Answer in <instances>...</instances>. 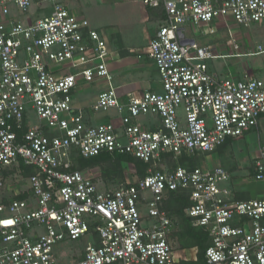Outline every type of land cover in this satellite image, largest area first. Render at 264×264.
I'll return each mask as SVG.
<instances>
[{"label":"built area","instance_id":"built-area-1","mask_svg":"<svg viewBox=\"0 0 264 264\" xmlns=\"http://www.w3.org/2000/svg\"><path fill=\"white\" fill-rule=\"evenodd\" d=\"M142 3L163 15L147 49L160 90L120 102L105 41L87 19L61 0H0V264H183L162 207L176 190L191 202L185 213L192 224L208 234L203 264H264V194L233 200L223 166L177 161L241 137L264 114V80L210 72L207 60L217 55L188 38L184 25L197 30L230 17L248 26L264 20V0ZM33 5L42 15L30 19ZM79 78L106 81L91 109L114 110L109 121L87 124L73 107ZM112 152L139 158L146 174L110 188L74 167L73 155ZM19 164L34 171L14 182ZM252 167L264 183V146ZM87 236L72 259L57 253L59 243Z\"/></svg>","mask_w":264,"mask_h":264},{"label":"crops","instance_id":"crops-1","mask_svg":"<svg viewBox=\"0 0 264 264\" xmlns=\"http://www.w3.org/2000/svg\"><path fill=\"white\" fill-rule=\"evenodd\" d=\"M81 1L86 5H83ZM61 2L70 12L76 14L79 18L87 19L86 16L88 14L92 15L94 18L93 21L95 20L96 24L89 23V25L91 28H94L96 30L99 28H103V26L108 28H121L124 27L121 23L125 22H130L132 25L131 27H134V23H132V21L134 20L135 15L137 14H139V18H142V22L146 23L147 21L155 18V14H153L154 10L157 12L159 18H161V21L163 18L160 9L147 7L142 3V0H61ZM50 10L51 8L48 7L47 10H45V13H49ZM41 15L42 13L38 12V8L33 5L28 17L30 19H34ZM20 18L24 19L22 15ZM232 22L236 23L230 17L220 18L212 21L209 24H200L197 30H195L192 25L188 24L184 25V29L185 34L188 38L193 39L199 45L209 46L213 54L217 55V57H213L207 60L210 72L216 74L218 77L229 75L234 79H245L247 77H250L264 80V52H258L257 50L259 45L264 46V20L252 23L248 26L242 25L243 27L247 28L253 26L252 31H254L256 36L254 35L255 42L253 41L251 36H246L247 38L245 37L240 39L241 44L238 42L237 39H235L234 33H232L233 31L228 28V23L231 24ZM126 28L128 29L129 27L125 24V27L123 29L126 30ZM211 28L213 29V32H209ZM156 29H149L147 42L142 47V50L138 52L134 50L137 45L135 46V44H133L134 42H132L128 38H126L128 41H123V38L120 39L115 35V33L111 34L112 39H110V34H107V36L103 38V34L101 35L99 33L100 37L104 39L106 44V50L108 52L107 65L112 75V85L116 89L117 96L120 102H126L131 96L140 95L145 91L160 90V86L152 87L149 78L147 79L146 72L147 66L151 63V61L153 62V60L148 56L147 49L150 39ZM128 35L130 37L131 32H128ZM225 35H228V38H226ZM227 41L232 42V52H225V50L227 49ZM233 43H236L238 45L237 49L233 48ZM218 55L222 57H218ZM260 55L262 56V58L260 59L250 60V63L243 62V65L240 67V72H237L235 69H226L227 71H225L224 68H221L219 70L214 67L215 60L220 61L232 57L239 58L237 59V61H240V58H244L247 56L256 57ZM90 85H94L97 89L100 87L106 88L108 86L106 81L103 79H96L92 82H84L82 78H79L77 80L76 86L73 88L71 93L73 107L77 111H81L83 113V118L85 122H87V124H95L98 122L109 121V119L111 118H108V116L96 117L94 120L92 119L94 118V115L92 116V113L95 114L96 112L91 109V105L95 101L91 105L86 106H83V103L75 104L73 97L75 91H78L80 87H86ZM118 121L119 120L117 119L115 120L116 123H118ZM234 139L235 138H228L224 144L217 147L214 151L222 153L225 146L232 144L234 142ZM236 141L241 145V148L246 147L249 149V152L252 154L251 159L254 162V159L259 155L261 147L264 146V114L260 116L256 127L245 132L244 135L237 138ZM195 157H193V159ZM185 158L191 157L186 156ZM253 162L249 167V176L253 175ZM194 163L196 164L195 159ZM212 165L216 164L213 163ZM223 167L228 171L231 176V180L229 181V183H226L227 186H230L228 187L231 193L230 198L233 200H243L251 198L249 196L250 191L239 190L231 186L232 179L236 177V175L233 173V167L231 166V164L227 162L226 166ZM95 178L96 177L94 176V179H92L96 181ZM179 247L182 249L180 254L175 253L176 247H174L173 253L175 258L180 260L186 258L187 260L185 262H192L197 260L196 247ZM187 248L189 253L188 251H185L187 250Z\"/></svg>","mask_w":264,"mask_h":264},{"label":"rangeland","instance_id":"rangeland-1","mask_svg":"<svg viewBox=\"0 0 264 264\" xmlns=\"http://www.w3.org/2000/svg\"><path fill=\"white\" fill-rule=\"evenodd\" d=\"M82 2V1H81ZM83 3V2H82ZM83 5H86L85 3H83ZM48 7H45V10H47ZM45 10L43 11L45 13ZM153 14H155V18H153L152 20L147 21L146 23L142 22V18H139V14L135 15L134 20L132 21V23H134V27H131V23L130 22H125V23H121L124 27L125 24L129 27L128 29L126 28V30H124V27H114V28H108V27H104L103 28H99L97 29V31L103 36V38H105L107 36V34H110V39H112L111 34L115 33V35L117 37H119L120 39L123 38V41H128L126 38L130 39L132 42H134L133 44H135V51H141L142 47L145 45V43L147 42L148 39V31L149 29L155 30L160 24H162L161 18H159V16L157 15V12L154 10ZM100 15V14H98ZM88 14L86 16V18L89 20V23L91 24H96L95 20L93 21V16ZM21 15H18V18H20ZM22 19V18H20ZM101 22V20H100ZM228 28H230L234 33V37L235 39L238 40V42L240 43V39L245 38L246 36L248 37H252L253 41L255 42V33L254 31H252L253 26H250L249 28L247 27H243L241 24H238L237 22L234 23L232 22L231 24L228 23ZM130 29V30H129ZM128 32H131V35L129 37ZM249 33V35H248ZM126 37H125V35ZM255 35V36H254ZM226 38H228V35H225ZM247 38V37H246ZM249 39V38H248ZM227 49L225 50V52H232V42L227 41ZM241 44V43H240ZM262 58V56H247L244 58H240V61H237V59L239 58H226L224 60H215L214 61V67L216 69H221L224 68L225 71H227L226 69L230 70V69H235L237 72L241 71V66L243 65V62H247L250 63V60H256V59H260ZM147 72V79L149 78V81L151 82L152 87H158L160 86V79H159V75L158 72L156 70V66L155 64L151 61V63L147 66L146 69ZM105 88L100 87V88H96L94 85H90V86H86V87H80V89L78 91H75L73 97H74V101L75 104H81L83 103V106L86 105H91L96 99V96L98 94V92L104 90ZM82 106V105H81ZM94 115V118H92L93 120L96 117H106L108 116V118H111L112 116H115V112L114 110H109V111H99L96 112L95 114L92 113V116ZM100 115V116H99ZM31 116V120L34 121L35 118L33 117V114L30 113ZM150 119H152L150 116H141L139 117V121L142 122H147ZM237 140V138H235ZM233 140L234 142L232 144H229L227 146H225L224 150L221 152L218 151H214V152H204L201 153L200 155H198L197 157H195V162L198 166L202 167V168H206L208 166H212L213 163H215L216 165H223L226 166L227 162L229 164H231V166L233 167V173L236 175L235 178L232 179L231 182V186L235 187L236 189L239 190H243V191H250L249 196L252 197H258V196H262L264 194V183L261 181H257L253 178V176H249L248 175V171H250V165L253 162V160L251 159L252 154L249 152V149L244 147L241 148L240 144L237 143L236 140ZM242 150H241V149ZM178 160V159H177ZM105 164H99V165H93V166H89L85 169H82L85 173L87 172V175L91 178L94 179V176L96 177L95 180L97 181V184H99L101 187L103 186H107L110 188H115L118 185L125 183L127 180L128 181H135L136 179V175L134 174V170L132 168L131 165H125V172L123 175V178H103L101 176V169L100 166H104ZM13 177V176H12ZM20 176L16 174V176L13 177V181L17 182L15 180V178H19ZM235 183V184H234ZM230 187V186H228ZM138 208L140 210L141 213H145L146 212V208L144 205H138ZM178 231V228L173 226L171 235H170V240L171 243L174 247H176L175 253L176 254H180L182 249L179 247L180 242L178 240V236L177 234H175L174 232ZM89 241V237L87 236L86 238H79L73 241H65V242H61L59 243L56 247H58L57 253H65V258L68 259H72V257H67L70 256L71 254L75 253V252H80L82 251V249L85 247V245L87 244V242ZM91 243V241H90ZM88 243V244H90ZM188 251V248L187 250ZM189 253V251H188ZM78 254V253H75Z\"/></svg>","mask_w":264,"mask_h":264},{"label":"trees","instance_id":"trees-1","mask_svg":"<svg viewBox=\"0 0 264 264\" xmlns=\"http://www.w3.org/2000/svg\"><path fill=\"white\" fill-rule=\"evenodd\" d=\"M72 158L74 167L79 169H85L89 166L104 163V166H100L101 176L103 178H123L125 172V166L123 164L126 166L131 165L137 178L143 177L146 174L147 169V164L139 158L119 152L102 153L86 158L80 155H73ZM177 161L180 164L195 166L193 158L180 156ZM168 165L170 167L174 166L172 163H169ZM17 169L7 171L11 173L18 171L20 177H26L34 171L32 167L23 164H19ZM7 171L4 173L7 174ZM190 204L191 202L187 197V194L181 190H176L167 193V196L163 200L162 207L166 210L172 222V226L178 228V231L175 230L174 233L177 234L180 245L182 247L197 248V260L184 262L183 264H203L204 251L209 244V238L207 232L199 226H194L191 217L186 215L185 208Z\"/></svg>","mask_w":264,"mask_h":264},{"label":"snow or ice","instance_id":"snow-or-ice-1","mask_svg":"<svg viewBox=\"0 0 264 264\" xmlns=\"http://www.w3.org/2000/svg\"><path fill=\"white\" fill-rule=\"evenodd\" d=\"M8 223H10V222H8Z\"/></svg>","mask_w":264,"mask_h":264}]
</instances>
